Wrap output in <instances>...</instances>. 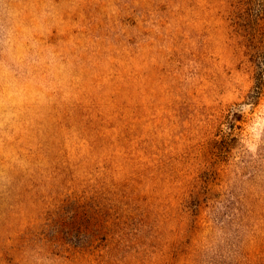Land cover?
<instances>
[{
	"label": "rangeland",
	"instance_id": "374dc122",
	"mask_svg": "<svg viewBox=\"0 0 264 264\" xmlns=\"http://www.w3.org/2000/svg\"><path fill=\"white\" fill-rule=\"evenodd\" d=\"M0 264H264V0H0Z\"/></svg>",
	"mask_w": 264,
	"mask_h": 264
}]
</instances>
